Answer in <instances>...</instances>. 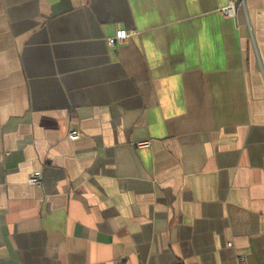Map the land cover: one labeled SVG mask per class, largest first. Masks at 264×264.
<instances>
[{"label": "crops", "instance_id": "crops-1", "mask_svg": "<svg viewBox=\"0 0 264 264\" xmlns=\"http://www.w3.org/2000/svg\"><path fill=\"white\" fill-rule=\"evenodd\" d=\"M239 254L264 264V0H0V264Z\"/></svg>", "mask_w": 264, "mask_h": 264}, {"label": "built area", "instance_id": "built-area-1", "mask_svg": "<svg viewBox=\"0 0 264 264\" xmlns=\"http://www.w3.org/2000/svg\"><path fill=\"white\" fill-rule=\"evenodd\" d=\"M223 12L228 15H232L234 13V8L231 3L226 5L223 9ZM129 33L125 29H117L112 37L107 38V44L113 46L115 43H121L124 41ZM79 137V132L76 129H72L68 132V138L70 140H75ZM149 145V141H140L136 143L137 147H145ZM41 179L40 171H34L29 176V182L34 185H39ZM235 264H247L246 258L244 255H237L235 258Z\"/></svg>", "mask_w": 264, "mask_h": 264}]
</instances>
